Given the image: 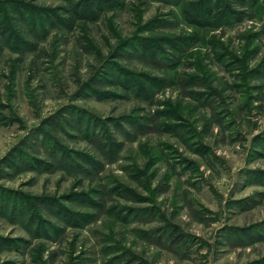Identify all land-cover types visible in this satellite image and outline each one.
I'll return each mask as SVG.
<instances>
[{"label": "rangeland", "instance_id": "1", "mask_svg": "<svg viewBox=\"0 0 264 264\" xmlns=\"http://www.w3.org/2000/svg\"><path fill=\"white\" fill-rule=\"evenodd\" d=\"M0 264H264V0H0Z\"/></svg>", "mask_w": 264, "mask_h": 264}, {"label": "trees", "instance_id": "2", "mask_svg": "<svg viewBox=\"0 0 264 264\" xmlns=\"http://www.w3.org/2000/svg\"><path fill=\"white\" fill-rule=\"evenodd\" d=\"M257 2H258V0H257ZM206 5H208L207 8H206V11L209 12L208 14H212L213 13V10H212V7H211L212 4H210V3L208 4L207 3ZM188 16H189L188 18L189 19L192 18V20L194 22H198L200 20V18L198 17V15H197V17L195 15H191V14H189Z\"/></svg>", "mask_w": 264, "mask_h": 264}]
</instances>
